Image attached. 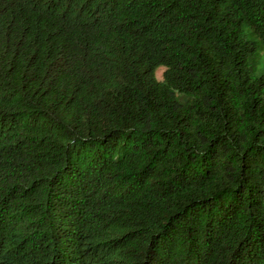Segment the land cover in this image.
Listing matches in <instances>:
<instances>
[{
    "label": "trees",
    "instance_id": "1",
    "mask_svg": "<svg viewBox=\"0 0 264 264\" xmlns=\"http://www.w3.org/2000/svg\"><path fill=\"white\" fill-rule=\"evenodd\" d=\"M262 49L264 0H0V264H264Z\"/></svg>",
    "mask_w": 264,
    "mask_h": 264
},
{
    "label": "rangeland",
    "instance_id": "2",
    "mask_svg": "<svg viewBox=\"0 0 264 264\" xmlns=\"http://www.w3.org/2000/svg\"><path fill=\"white\" fill-rule=\"evenodd\" d=\"M163 70H164L163 66H159L156 69L155 76H156L157 79H161L162 78ZM262 70H264V49L260 50L259 56L256 59V63H255V67H254V71L256 73H259Z\"/></svg>",
    "mask_w": 264,
    "mask_h": 264
}]
</instances>
